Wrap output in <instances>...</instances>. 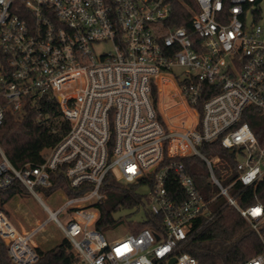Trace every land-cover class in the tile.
<instances>
[{"label": "built area", "instance_id": "2783aa9c", "mask_svg": "<svg viewBox=\"0 0 264 264\" xmlns=\"http://www.w3.org/2000/svg\"><path fill=\"white\" fill-rule=\"evenodd\" d=\"M191 1L197 10L188 0H0V129L7 110L41 99L56 100L70 121L41 163L16 166L0 145V189L20 183L49 214L27 229L0 208L14 264L39 260L35 237L50 220L78 264H200L184 249L220 198L262 244L243 264H264L261 0ZM176 2L187 5L188 24L171 23ZM213 143L222 149L203 150ZM191 156L205 163L200 185L183 161ZM59 171L83 192L46 195ZM109 173L148 187L138 210L160 215L159 229L111 239L97 228ZM237 183L254 189V203H240Z\"/></svg>", "mask_w": 264, "mask_h": 264}, {"label": "trees", "instance_id": "16d2710c", "mask_svg": "<svg viewBox=\"0 0 264 264\" xmlns=\"http://www.w3.org/2000/svg\"><path fill=\"white\" fill-rule=\"evenodd\" d=\"M194 10L198 7L195 2L188 0ZM264 0L259 2L258 12L264 11ZM190 12L186 4H174L171 23L175 26L188 24ZM253 125V124H252ZM70 121L65 117L56 100L45 102L38 100L27 102L21 112L7 110L4 123L0 129V145L16 166L27 162L41 163L47 149L54 146L69 130ZM217 143L207 144L203 150H221ZM183 161L197 184L205 180V163L191 156ZM63 188L69 196L81 194L83 191L74 190L69 185L63 171L54 175V184L44 193ZM106 198L99 204L101 215L97 228L106 232L125 224L131 232H138L144 227L153 230L161 226V216L146 213L141 222L129 220L119 214L122 208L137 207L143 202V193L135 183L125 184L109 173L103 185ZM233 193L242 205L255 202V191L252 187L241 183L235 184ZM27 190L16 183L7 189H0V208L16 195H25ZM257 196L264 202V181L256 190ZM215 217L204 224L190 237L185 251L194 255L200 264H243L248 259L263 251L258 235L249 222L233 207L221 203ZM8 212V211H7ZM40 258L35 264H78L79 260L67 237L58 241L53 247H38ZM0 264H14L8 254L5 242L0 238Z\"/></svg>", "mask_w": 264, "mask_h": 264}, {"label": "rangeland", "instance_id": "374dc122", "mask_svg": "<svg viewBox=\"0 0 264 264\" xmlns=\"http://www.w3.org/2000/svg\"><path fill=\"white\" fill-rule=\"evenodd\" d=\"M264 10V7H263ZM109 44L101 45L97 48L99 52L110 49ZM180 107H176L179 109ZM140 191L147 192L148 187L146 185H142ZM58 197V201L61 200V193L59 190L55 194ZM45 201L50 204L54 209L58 206V204H54L55 198L47 197L43 195ZM223 202V199H218L215 203L216 207ZM6 209L10 218L16 223L18 226H24L27 229H30L37 225L39 222L44 221L48 217V213L44 210L43 206L39 202V200L30 193L25 195H16L11 198L6 204ZM119 214L127 216L129 220L134 222H141L145 219V213L141 211V209H137V207L132 208H122L119 210ZM111 239H117L127 236L131 230L125 225H119L115 228H110L106 231ZM65 237L62 230H60L55 220H50L44 228H42L37 236L35 237V241L38 243L41 248H50L53 247L58 241Z\"/></svg>", "mask_w": 264, "mask_h": 264}]
</instances>
